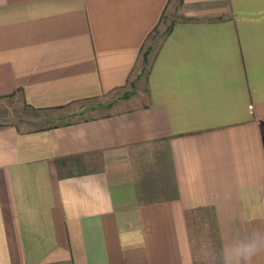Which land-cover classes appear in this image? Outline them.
Masks as SVG:
<instances>
[{
	"label": "crops",
	"instance_id": "crops-1",
	"mask_svg": "<svg viewBox=\"0 0 264 264\" xmlns=\"http://www.w3.org/2000/svg\"><path fill=\"white\" fill-rule=\"evenodd\" d=\"M142 63L109 113L0 122V264H200L198 210L206 264L264 231V0H0V100L71 110Z\"/></svg>",
	"mask_w": 264,
	"mask_h": 264
},
{
	"label": "rangeland",
	"instance_id": "rangeland-1",
	"mask_svg": "<svg viewBox=\"0 0 264 264\" xmlns=\"http://www.w3.org/2000/svg\"><path fill=\"white\" fill-rule=\"evenodd\" d=\"M176 16H178L177 10L168 11L163 16L159 26L153 31L147 45H156L161 34ZM145 75L146 64L142 63L140 72L125 87L103 93L97 97L78 100L76 106L67 111L32 107L25 101L21 93L17 91L0 100V122L25 120L29 128H37L69 122L78 118L106 114L117 109L124 99L129 98L133 94L143 96L146 92ZM124 94L129 95L125 97ZM192 217V237L197 246L195 253L200 258V264H206L208 257L214 255L213 247H211L212 243H210L213 240L211 220L206 216L205 210L194 211Z\"/></svg>",
	"mask_w": 264,
	"mask_h": 264
},
{
	"label": "clouds",
	"instance_id": "clouds-1",
	"mask_svg": "<svg viewBox=\"0 0 264 264\" xmlns=\"http://www.w3.org/2000/svg\"><path fill=\"white\" fill-rule=\"evenodd\" d=\"M264 254V231L253 229L243 238L229 240L217 254L221 264H253Z\"/></svg>",
	"mask_w": 264,
	"mask_h": 264
},
{
	"label": "trees",
	"instance_id": "trees-1",
	"mask_svg": "<svg viewBox=\"0 0 264 264\" xmlns=\"http://www.w3.org/2000/svg\"><path fill=\"white\" fill-rule=\"evenodd\" d=\"M150 49H151V46H148V47H146V49L143 51V62H145V63H146V61H147V55H148ZM143 69H144V67H143Z\"/></svg>",
	"mask_w": 264,
	"mask_h": 264
}]
</instances>
